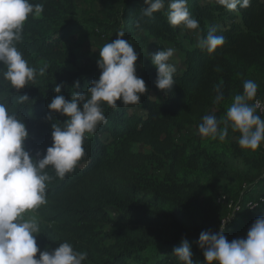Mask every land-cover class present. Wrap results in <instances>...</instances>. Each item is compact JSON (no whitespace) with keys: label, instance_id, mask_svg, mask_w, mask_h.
I'll list each match as a JSON object with an SVG mask.
<instances>
[{"label":"trees","instance_id":"1","mask_svg":"<svg viewBox=\"0 0 264 264\" xmlns=\"http://www.w3.org/2000/svg\"><path fill=\"white\" fill-rule=\"evenodd\" d=\"M48 1L31 0L33 4H43L44 7ZM256 1L251 0L247 8L238 7V11H231L232 16L227 23L224 22L223 27L214 21L208 23L213 13L206 6H201L199 1L194 0L191 6H187L192 18L198 21L203 38L215 29V35L225 39V43L214 53L210 54L206 48H200L187 54L189 72L186 76L192 78L190 85L214 99L217 87L223 92L224 99L216 102L214 115L217 119L225 116L234 96L243 93L245 81L252 80L258 85L256 96L264 94V24L263 19L253 10ZM140 2H127L129 27L146 28L156 36L168 39L178 35L183 25L173 27L168 22L169 6L147 16L144 9L149 5ZM52 32L43 18H28L23 40L17 47L29 65L36 54L44 57L53 52L57 43ZM0 67H3L2 63ZM41 68L46 71L40 75V68H37L35 85H27L18 92L0 74V102L6 103L10 111L23 118L30 133L25 142L26 148L33 157L39 154L38 158H42L53 143L52 125L56 123L63 126L67 119L65 115L48 108V104L57 95L54 92L55 85L61 84V94L70 100L75 92H86L91 82L98 80L101 75L93 69L71 71L63 62L56 60H51ZM136 70L148 88L147 93L141 95L140 103L125 106L118 101L117 108L102 104L107 122L99 124L94 133L85 134V155L75 169L66 174L64 179L56 177L51 166L47 169L54 179L48 184L47 203L38 209H41L46 221L56 224L44 226L41 233L37 234L40 251H51L60 243L69 242L76 250L87 253L83 264H128L129 261L135 264H182L173 249L186 239L191 245L194 261L199 264L201 248L198 241L201 232H204L202 227L208 220L207 211L199 201L202 193L200 185L221 172L217 159L230 160L243 156V149L234 139L240 137L239 132L229 128L223 142L202 138L198 132L179 150L174 151L170 165V177L173 180L171 191L157 190L147 197L132 188L88 195L70 192L75 184L102 170L109 157L110 143L135 133L139 126L146 124L147 119L158 112L175 109L180 88L178 79H174L175 83L170 90L164 91L156 85L157 69L149 59L139 58ZM76 81H79L78 88L75 86ZM153 92L168 94L165 103H156L152 99ZM20 95H27L29 99L20 102ZM135 107L141 111L134 112ZM220 126L223 127V124ZM253 188L255 184L248 189ZM110 208L117 210L118 215L114 216ZM84 222L119 224L120 227L103 241L101 234L93 229L76 226ZM157 247L159 252L155 258L144 256L148 250ZM36 258H39V252Z\"/></svg>","mask_w":264,"mask_h":264},{"label":"clouds","instance_id":"2","mask_svg":"<svg viewBox=\"0 0 264 264\" xmlns=\"http://www.w3.org/2000/svg\"><path fill=\"white\" fill-rule=\"evenodd\" d=\"M149 7L144 14L151 16L162 10L165 0H145ZM188 0H170L168 22L173 26L183 25L195 30L199 27L187 7ZM229 11L250 6L251 0H216ZM44 11L43 4H33L31 0H0V74L17 92L27 85H35L37 69L29 65L17 44L23 40L25 24L30 16L39 17ZM139 27V24H137ZM125 32H117V39L99 48L98 67L102 70L98 80H93L86 92H75L71 99L62 94V85L56 84L57 95L48 104L51 111L67 117L63 126L52 125L53 143L42 158L33 157L26 148L30 133L16 112L0 102V264H83L86 252L76 250L69 242L60 243L51 251H40L36 236L41 233L37 218L29 215L47 203L48 184L54 179L47 169L51 166L56 177L64 179L72 172L85 155V134H92L107 119L102 104L111 108L138 104L141 95L147 93V85L137 75L138 52L123 37ZM225 43L223 36L209 31L200 46L211 54ZM173 48H167L152 55V63L157 69L156 85L160 90L172 88L175 64L170 63ZM39 69V74L45 73ZM75 86L79 87V81ZM258 85L248 80L244 82L243 93L233 98L223 118L206 115L198 126L202 138L219 139L223 142L229 128L239 132L238 144L241 148L257 150L264 142V119L256 114L260 102L256 100ZM215 101L224 99L219 87ZM27 95H20V102L27 101ZM51 117H49L50 119ZM223 124V127L220 125ZM224 225L219 233L201 232L198 244L203 250L206 264H264V217L255 220L246 238L233 239L224 235ZM39 252V258H36ZM182 264H196L191 245L185 239L173 249Z\"/></svg>","mask_w":264,"mask_h":264},{"label":"rangeland","instance_id":"3","mask_svg":"<svg viewBox=\"0 0 264 264\" xmlns=\"http://www.w3.org/2000/svg\"><path fill=\"white\" fill-rule=\"evenodd\" d=\"M193 1L188 0L187 6H191ZM197 1L213 13L212 18L208 19L209 24L214 21L223 27L224 22L227 23L232 16L231 11L215 0ZM127 2L128 0H49L39 16L52 28L57 44L51 54L44 57L37 54L34 56L30 66L36 69L56 60L63 62L71 71L93 69L101 74L102 70L97 63L99 48L117 39V32L120 30L125 32L123 38L138 52V59L147 58L152 62V55L158 51L167 48L175 50L170 58V63L175 64L177 68L174 79H178V88L180 87L175 109L165 113L158 112L147 119L146 124L139 126L135 133L110 143L109 157L102 170L75 184L71 193L88 195L132 188L141 196L147 197L157 190L171 191L173 180L170 177V165L174 151L179 150L188 139L198 134V126L204 116L214 115L216 111L215 99L196 91L190 85L192 78L186 76L189 72L188 52L202 48L200 41L204 38L201 28L191 30L183 26L178 35L168 39L158 37L146 28L129 27L130 13L127 10ZM169 3L170 0H165L164 10ZM140 4L146 5L145 0H141ZM253 10L263 19L264 24V0L256 1ZM167 97L165 92L152 93V99L156 103H165ZM249 103L251 104V101ZM133 111L141 110L135 107ZM256 114L264 119V113ZM234 139L238 141L239 137ZM242 149L243 156L239 158L217 159L221 172L200 185L202 193L199 201L208 214V220L202 230L219 233L224 225V235L229 242L246 238L255 220L264 217V206L256 211H235V207L239 203L244 204L248 198L264 195V142L255 151ZM254 184L255 188L248 189ZM109 211L114 216L118 215V211L113 208ZM29 215L37 218L40 229L56 224L46 221L41 209H36ZM76 226L93 229L101 234L103 241L120 227L119 224L93 222ZM158 250V247L152 248L144 253V256L153 259ZM204 260L201 249L198 263H204ZM128 264L135 262L129 261Z\"/></svg>","mask_w":264,"mask_h":264},{"label":"built area","instance_id":"4","mask_svg":"<svg viewBox=\"0 0 264 264\" xmlns=\"http://www.w3.org/2000/svg\"><path fill=\"white\" fill-rule=\"evenodd\" d=\"M258 100L260 102L259 107L257 108V113L258 114H263L264 113V94L262 95H257L255 100L252 101V104H254ZM264 204V195H258L256 197H250L248 198L244 204H238L235 207V211L238 212L241 209H246L248 211H256L260 209ZM235 212V213H236Z\"/></svg>","mask_w":264,"mask_h":264}]
</instances>
